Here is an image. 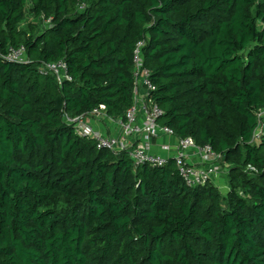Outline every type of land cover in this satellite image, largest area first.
I'll use <instances>...</instances> for the list:
<instances>
[{
  "label": "trees",
  "instance_id": "trees-1",
  "mask_svg": "<svg viewBox=\"0 0 264 264\" xmlns=\"http://www.w3.org/2000/svg\"><path fill=\"white\" fill-rule=\"evenodd\" d=\"M139 42L160 124L221 156L216 182L67 122L125 117ZM60 61L72 81L41 73ZM263 111L264 0H0V264H264Z\"/></svg>",
  "mask_w": 264,
  "mask_h": 264
},
{
  "label": "built area",
  "instance_id": "built-area-1",
  "mask_svg": "<svg viewBox=\"0 0 264 264\" xmlns=\"http://www.w3.org/2000/svg\"><path fill=\"white\" fill-rule=\"evenodd\" d=\"M143 47L144 43L139 42L134 53L135 98L133 106L126 112L124 118L110 117L106 106L101 105L88 115L68 118L67 122L74 124L80 137L94 139L98 150H109L113 153L127 152L136 165L165 167L174 160L181 177L191 188L216 182L227 170L215 165L221 156L216 155L209 145L200 147L193 138L178 139L174 155L162 156L153 153L152 146L155 139L160 136L174 138L176 135L171 128L160 124L164 112L150 97L156 88L151 81V72L144 68ZM5 59L17 64L29 63L23 46L19 49H11ZM41 73L52 74L60 83L72 81L64 61L48 64ZM259 116H264V111ZM90 119L98 122L108 121L115 125L119 130V136L109 137L95 130L90 124ZM263 134L264 124L257 130L254 137L259 140ZM192 155L200 159L198 164L189 161Z\"/></svg>",
  "mask_w": 264,
  "mask_h": 264
},
{
  "label": "crops",
  "instance_id": "crops-1",
  "mask_svg": "<svg viewBox=\"0 0 264 264\" xmlns=\"http://www.w3.org/2000/svg\"><path fill=\"white\" fill-rule=\"evenodd\" d=\"M91 126L97 130L103 133L106 136L109 137H118L119 136V130L118 128L109 123L108 121L104 122H98L94 119H90ZM178 139L177 138H171L167 136H160L159 138L155 139L153 141L152 151L155 154H159L162 156H172L175 154L174 150L177 147ZM190 162L194 164H198L200 162V159L192 155L189 159ZM220 185L222 186V181H218Z\"/></svg>",
  "mask_w": 264,
  "mask_h": 264
},
{
  "label": "rangeland",
  "instance_id": "rangeland-1",
  "mask_svg": "<svg viewBox=\"0 0 264 264\" xmlns=\"http://www.w3.org/2000/svg\"><path fill=\"white\" fill-rule=\"evenodd\" d=\"M33 21H34V20H33L31 17H29L28 20H27V21H26L21 27L24 28V29H29V28H28V23H32ZM33 23H36V22H33ZM44 23H45V24L42 25V27H44L45 25H47L46 22H44ZM221 181H222V183H223L222 186L220 185L221 189H223V190H221V191L226 192V191L228 190V187L226 186V182H227V180H226V178H224V179H221Z\"/></svg>",
  "mask_w": 264,
  "mask_h": 264
}]
</instances>
